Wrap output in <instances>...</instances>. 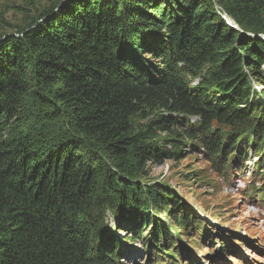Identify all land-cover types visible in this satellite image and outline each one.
I'll list each match as a JSON object with an SVG mask.
<instances>
[{
    "label": "trees",
    "instance_id": "obj_1",
    "mask_svg": "<svg viewBox=\"0 0 264 264\" xmlns=\"http://www.w3.org/2000/svg\"><path fill=\"white\" fill-rule=\"evenodd\" d=\"M47 1L0 35V264H176L210 233L145 180L186 147L223 178L254 153L264 208V0Z\"/></svg>",
    "mask_w": 264,
    "mask_h": 264
},
{
    "label": "rangeland",
    "instance_id": "obj_2",
    "mask_svg": "<svg viewBox=\"0 0 264 264\" xmlns=\"http://www.w3.org/2000/svg\"><path fill=\"white\" fill-rule=\"evenodd\" d=\"M49 5L47 0H0V35H15ZM257 87L260 89V85ZM24 112L27 114L29 108L25 107ZM256 160L254 153L248 151L247 160L226 178L219 176L201 151L188 147L179 163L148 164L145 184L150 188L166 186L171 194L178 195L184 201V207L198 218V225L210 233L207 240L192 230L182 235V245H173L177 254L180 247H184L180 258H175L176 264H207L214 259L215 264H264V208L256 197L246 196L248 189L259 186L257 177L253 178ZM191 174L193 178L185 181ZM159 217L166 220L165 215ZM108 226L115 231V224L109 222ZM124 235V232L118 233L121 238ZM128 236L130 234L126 238ZM224 239L228 247H233L229 250L233 253L222 256L218 249L225 243ZM124 246L131 252L128 257H123V264H152V258L146 255L139 241ZM166 257L162 256V264L171 261ZM190 259L194 262L191 263Z\"/></svg>",
    "mask_w": 264,
    "mask_h": 264
}]
</instances>
